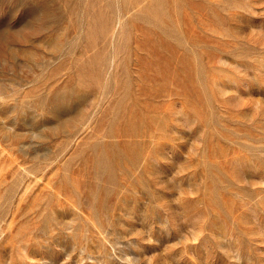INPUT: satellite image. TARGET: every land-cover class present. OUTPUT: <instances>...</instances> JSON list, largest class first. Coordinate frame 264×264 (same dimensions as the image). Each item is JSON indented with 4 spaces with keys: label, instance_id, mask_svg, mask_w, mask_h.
<instances>
[{
    "label": "rangeland",
    "instance_id": "374dc122",
    "mask_svg": "<svg viewBox=\"0 0 264 264\" xmlns=\"http://www.w3.org/2000/svg\"><path fill=\"white\" fill-rule=\"evenodd\" d=\"M0 264H264V0H0Z\"/></svg>",
    "mask_w": 264,
    "mask_h": 264
}]
</instances>
